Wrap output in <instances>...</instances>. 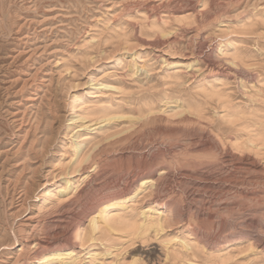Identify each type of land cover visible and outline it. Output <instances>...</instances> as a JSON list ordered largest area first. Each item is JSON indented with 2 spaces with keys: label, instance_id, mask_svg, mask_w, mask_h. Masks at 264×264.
I'll return each mask as SVG.
<instances>
[{
  "label": "bare ground",
  "instance_id": "1",
  "mask_svg": "<svg viewBox=\"0 0 264 264\" xmlns=\"http://www.w3.org/2000/svg\"><path fill=\"white\" fill-rule=\"evenodd\" d=\"M135 2L123 6L129 12L143 13L137 22L131 21L132 30L149 29L155 36L150 42L139 36L137 39L177 54L179 47L175 44L190 32L182 28L179 36L173 21L170 24L163 13L173 16L177 23L185 20L188 24L187 19L197 11L205 21L213 12L206 10V5L212 6L215 0H200L205 3L200 10L189 0H162L157 5L146 0ZM241 17L233 27L242 23V27L254 31L256 21L264 23V15L260 20L246 18L247 22L242 20L246 16ZM232 23L220 27V33L216 30L218 34L209 44L207 36L198 33L187 37L191 44L183 55L190 61L168 65L160 80L140 83L136 96L129 99V105H135L128 109H115L107 98L98 97L91 103L76 98L72 107H80L79 118L88 114L97 121L125 119L126 125L102 140L77 134L80 140L73 143L67 162L56 155L49 157L56 131L51 120L55 118L51 98L41 94L39 86L26 91L25 103L36 108V124L23 126L22 110L16 111L12 117L18 126L16 144L0 152V179L9 196H5L11 204L9 210L14 219L21 217L13 221L17 224V245L0 252V264H81L83 258L77 249L90 241H99L109 255H118L137 242L146 243L152 234L160 243L148 249L151 243L147 242L146 260L133 257L126 264H167L171 259L176 264H264V60L256 59L253 50L242 47L227 33ZM138 68V64L131 66V74ZM151 70L144 71L148 74ZM112 81H106L103 88L117 90ZM172 102V108L163 109L161 103ZM46 165L59 166L64 178L58 189L44 190L38 196L41 200L29 204L31 194L44 186L40 181L38 185L37 178ZM146 205L149 207L144 209ZM204 227H213L218 233L211 234ZM178 228L183 229L181 234L167 237L168 230ZM227 228L233 231L219 233ZM5 242L0 246H7ZM240 249L246 253L234 258ZM155 252L158 261L152 258ZM88 253L89 263L97 260L99 252ZM160 254L165 256L164 261Z\"/></svg>",
  "mask_w": 264,
  "mask_h": 264
},
{
  "label": "rangeland",
  "instance_id": "2",
  "mask_svg": "<svg viewBox=\"0 0 264 264\" xmlns=\"http://www.w3.org/2000/svg\"><path fill=\"white\" fill-rule=\"evenodd\" d=\"M124 1L125 0H0V152L2 150L11 149L16 144L15 139L16 133H18V126L12 118L14 117V113L16 111L22 110L21 116L25 118V120L23 118V122L26 123H23V126L29 127L30 124H36V118L34 117L36 108H34V110L33 107L30 106V103H25L26 91L32 90V88L34 89L35 86H39V88H41V94H45L47 99L51 98L50 101L55 111V118H50L53 121L56 131L51 138L52 143L49 147V157L56 155L57 159L63 157L67 162L70 159L68 158L69 155L73 151L72 146L77 139V134H87L89 136L92 135L95 137V140H102L106 137L107 134L119 130L126 125L125 119L116 120L115 122L101 121L100 119H98L97 121V119H90V115L88 114H85V116L87 115L86 118H82V116H80L79 118L81 109L80 107H76V109L72 107L74 100L76 98H81L87 100V103H89L88 101L90 100L91 103V101L97 100L99 98H104L105 100L108 99L112 101L115 104L114 108H117L119 110L128 109V107L134 106L135 104L129 105V99L130 96H136V93L140 89L139 85H141L145 81L155 82L156 80H160L166 74L168 65L173 66L190 61L189 59H186L187 57H184L183 52H185V48H188V45L191 44L190 40L187 38L191 34L198 33L199 35H203L204 37L207 36V39H209L207 40V44H209L211 42L210 39L214 40L217 34L220 33L218 31L220 27H225L227 23L229 24L230 22L231 24V21H233L234 24L232 23V28L229 27L230 31H228L227 33L232 34L233 37L240 41L242 47H248L249 49L253 50L254 53L257 54L256 59H259L260 61L264 60V47H262L264 46V25H262L264 23H261L262 20H260V18L262 19V16L264 15V0H238L239 2H235V0H215V5L214 3L212 4L213 7L207 4L206 8L204 5L205 3H201L200 0H189L193 3L195 2L198 10H200V8H205L206 10H210L211 12H213L211 19L203 21V19L200 18L201 15L199 14V12L195 11L196 13L193 12L191 17L187 19L186 22H188V24L185 23V20L177 23L175 20H173V16L167 15L168 13H166V15L165 13H163V17L168 18V20L170 19V24L173 21V29L175 28L179 36L182 28L187 29L190 32V34L187 35L186 38L180 37V39H178L179 44H175L177 47H179L177 51L180 53L177 52V54L169 51L168 48H166L168 50H160L150 44H145L143 42L141 43L137 39L138 36L142 37L148 42L152 41L155 36H152V33L149 29L144 28V31L139 28L137 32L136 30H132L133 28L131 26V21L137 22L138 19L143 17V13L129 12L125 10L126 6L133 4L135 0H126L128 4L126 2L124 3ZM136 1L137 2L135 3L144 2L145 0ZM146 1L152 2V5L162 2V0ZM123 6H125V8ZM208 6L209 8H207ZM254 6L257 10L254 8ZM214 10L216 11L214 12ZM244 10L246 11V13ZM194 13L196 16H198L197 19L195 18L196 16L193 15ZM134 15H138L140 17ZM133 16L135 18H133ZM241 16H246L245 19L244 17L242 19L246 22V18H249L250 20V17H252L251 21L253 19L260 20L258 22L255 20L256 22L253 24V29L255 28L254 31L257 34L252 33L254 31H250V29L248 28L245 29V27H242V23H238V28L233 27L237 24L236 20L239 17L242 18ZM255 16H257L258 18H255ZM124 17L127 18L124 19ZM216 19L218 20L216 21ZM183 23L185 26L183 25ZM202 23L203 26L199 25ZM209 23H211L212 26H210ZM147 30L150 32H148ZM216 30L218 33L216 32L215 35ZM199 31L202 33H199ZM258 31L260 32V34H258ZM134 33H139L140 35H135ZM27 35L28 37H26ZM92 38L94 39V41ZM259 47H262L261 50ZM37 48L38 50H36ZM33 51H35V53ZM30 52L33 54H31ZM170 52L173 53V55H171ZM181 54L183 56H181ZM135 61L136 63H134ZM127 63H130L129 66ZM137 64L139 66L138 71L134 70L136 73L131 74V66L134 68ZM143 65H145V68L143 67ZM146 68H150L152 70L148 72V74H146V71H144L146 70ZM189 69L190 68H188L187 70ZM17 74L20 75V77H18ZM146 75L149 76L147 77ZM7 78H9V80ZM106 81H112V83L116 85L120 91L118 89L116 90L112 88H103V84H105ZM101 92L104 94H102ZM19 101L20 104H17ZM24 104L27 106H25ZM161 105L163 109H170L175 105V103L172 102L167 105L161 103ZM47 114H49V112H47ZM11 118L12 121L10 120ZM40 136H42V134ZM79 140L80 139H77V141ZM64 146L66 148L68 147L67 149H69V151H67ZM1 156L2 154L0 153V163L3 160ZM62 176L63 175H60L59 166L51 168L47 167V165L44 166L41 173L39 174V177L37 178V183L40 181L44 184V186L39 187L40 190H36V193L34 192L35 194H31L33 198L30 197L29 199L32 200L28 199V203L33 204L41 200V198L38 196H40L44 192V190L57 188L61 180L64 178V176L63 178ZM1 179L0 187H2V194L0 191V204H2L0 205V213H3L0 215V235H2L3 233V235L5 236H3L4 238H1L0 244L6 241L5 245H7L8 247H4V245H1L0 252H6L10 248L17 245L16 243H14V233L17 224H14V222H18L21 217L14 219V215L11 214V211L9 210L11 204L9 203V198L6 199V197L9 196L6 193L4 186L2 185L3 182ZM39 184L40 183H38V185ZM3 194L4 197L6 196L5 198L3 197ZM148 207L149 206L146 205L144 206V209H147ZM4 212H6L7 215ZM9 217L12 218V221ZM7 218L9 219V221ZM11 225L15 228H12ZM204 228L211 234L218 233L217 230L213 227ZM227 229L228 230L219 233L222 235H226L233 231V228ZM6 231L9 232L7 233ZM180 231H183V229L178 228L176 230H168L167 237H172V235H179L181 234ZM151 237L155 240H151ZM151 237L148 240L149 243H151L150 245H148V241H146L147 244L144 242L146 245L142 242H137L135 245L124 249L118 255H109L108 251L105 249L106 247L103 246L104 244L99 241H90L89 243H86V246L81 245L78 247L77 251L78 255L83 258L81 264L89 263L90 259L87 258V256L89 257V250L91 252H99L97 260L89 264H126L127 262L132 260L133 257H140L143 260H146V257L144 256V250L147 249L148 246L149 249L151 248L150 246H157L160 243L159 240L155 238V236H153V234ZM152 241H155V244H153ZM245 253L246 251L241 252V249L237 250L234 253V258H242L243 254ZM157 255L158 252L153 253L152 258L158 261ZM160 258H162V261H164L165 256L160 254ZM243 261H246V259H244ZM167 264H176V261L171 259Z\"/></svg>",
  "mask_w": 264,
  "mask_h": 264
}]
</instances>
